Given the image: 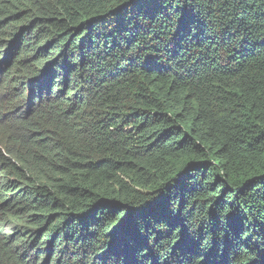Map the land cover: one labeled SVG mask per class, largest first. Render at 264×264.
<instances>
[{
  "label": "trees",
  "instance_id": "obj_1",
  "mask_svg": "<svg viewBox=\"0 0 264 264\" xmlns=\"http://www.w3.org/2000/svg\"><path fill=\"white\" fill-rule=\"evenodd\" d=\"M0 60V264H264V0H0Z\"/></svg>",
  "mask_w": 264,
  "mask_h": 264
},
{
  "label": "clouds",
  "instance_id": "obj_2",
  "mask_svg": "<svg viewBox=\"0 0 264 264\" xmlns=\"http://www.w3.org/2000/svg\"><path fill=\"white\" fill-rule=\"evenodd\" d=\"M0 62H1V60H0ZM0 79H1V77H0ZM29 94H31V93L29 92ZM8 107H9V104L5 105L3 99L0 96V129H1L2 125H5V122H7L5 115L9 111ZM0 137H1V135H0ZM6 141L7 140H4L3 136L0 138V153H2L3 155H7L9 153L8 147L6 146Z\"/></svg>",
  "mask_w": 264,
  "mask_h": 264
},
{
  "label": "rangeland",
  "instance_id": "obj_3",
  "mask_svg": "<svg viewBox=\"0 0 264 264\" xmlns=\"http://www.w3.org/2000/svg\"><path fill=\"white\" fill-rule=\"evenodd\" d=\"M171 15V14H170ZM170 15H169V17H170ZM78 232H80V231H78ZM83 236V235H82ZM72 246V245H71ZM112 249H114V247L112 248ZM72 251V248H70V245H69V247L66 249V254H68L69 252H71ZM131 260H132V258H131Z\"/></svg>",
  "mask_w": 264,
  "mask_h": 264
}]
</instances>
